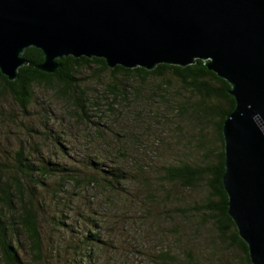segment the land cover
I'll return each mask as SVG.
<instances>
[{
    "label": "trees",
    "instance_id": "16d2710c",
    "mask_svg": "<svg viewBox=\"0 0 264 264\" xmlns=\"http://www.w3.org/2000/svg\"><path fill=\"white\" fill-rule=\"evenodd\" d=\"M24 57L28 64L19 69L16 80L10 81L0 70V264H21L18 254L24 247L21 236L33 254L42 255L39 226L44 216L68 242L73 254L69 264H96L94 251H101L102 245L106 244L101 239L99 222L103 220V213L96 209L77 210V196L92 187L105 189L114 199L132 193L130 189L136 185L149 192L154 178L162 188L169 184L201 192L202 197L189 212L200 214L204 224L210 223L216 228L213 243L217 244L218 240L228 250L238 248L243 254L242 263L252 264L248 246L228 213V195L222 180L225 171L222 127L235 107V98L229 93L231 85L225 79L211 71L201 59L186 67L160 64L147 70L120 65L111 69L103 58L68 56L58 60L62 68L54 74L37 68L44 61L40 49L28 48ZM87 67L97 68L94 74L98 78L106 76L103 95L98 100H94L80 82ZM38 92L43 93L44 98L49 97V93L53 103L62 104L77 120L97 124L98 128L100 123L94 118L101 116L98 114L101 110L122 118L117 126L121 133H115L118 135L115 140L100 138L102 131L98 128L95 134L88 132L90 137H86L90 141L101 140L103 144L100 145L113 153L81 155L77 164L70 165L61 162L60 158L69 155L38 154L41 152L40 141L49 139L60 146L64 140L51 123L55 109L48 105L42 107L37 125L31 119ZM135 119L139 122L137 125L142 124L147 130L152 125H158L166 132L180 128V122L191 125L196 130L191 136L206 160L187 162L172 160L174 157L171 156L169 161L162 162L159 174L152 177L146 173L151 163L145 158L143 162L133 160L135 155H128L129 144L122 140L131 139L136 147L143 144L141 137L130 134L129 127ZM13 126L23 129L25 140L22 139L23 143L15 148L6 147L2 136ZM209 127H213L219 141L216 150L206 141ZM35 136L39 141L34 140ZM155 140L159 144L161 138ZM156 149L162 158L167 156L158 147ZM68 183L73 187H67ZM154 195L152 192L141 195L139 201L145 202ZM142 202L140 209L143 210ZM179 212L186 214L183 209ZM93 214L99 217H93ZM60 246L66 247L65 244ZM186 255L192 260L188 251ZM151 258L147 264H175L178 255L168 249L151 255ZM187 262L185 258L178 264Z\"/></svg>",
    "mask_w": 264,
    "mask_h": 264
},
{
    "label": "water",
    "instance_id": "95a60500",
    "mask_svg": "<svg viewBox=\"0 0 264 264\" xmlns=\"http://www.w3.org/2000/svg\"><path fill=\"white\" fill-rule=\"evenodd\" d=\"M30 47L47 73L68 56L147 70L201 59L225 79L235 98L222 127L228 213L251 263L264 264V0H0V70L10 81Z\"/></svg>",
    "mask_w": 264,
    "mask_h": 264
},
{
    "label": "rangeland",
    "instance_id": "374dc122",
    "mask_svg": "<svg viewBox=\"0 0 264 264\" xmlns=\"http://www.w3.org/2000/svg\"><path fill=\"white\" fill-rule=\"evenodd\" d=\"M95 72H97L95 67L85 68L81 74L80 82L91 97L98 100L100 95H103L106 76L98 78L94 74ZM37 95L33 109L35 112L31 115V119L37 125L38 116L43 113L41 108L50 106L55 109V118L51 123L64 136L62 145H60L62 148L53 144L49 139L45 140L46 142L42 141L43 143L40 141L41 152L38 151V154L69 155L66 156L67 158L60 156L62 158L60 160L70 165L77 164L81 155L113 153L108 147L100 145V143L103 144L101 140H86V137H90L88 132L93 134L97 132V124L86 120L83 122L77 120L67 110L68 108L62 104L53 103L49 99L52 97L49 93H47L49 97L45 98L41 92H38ZM98 114H101L102 118L96 116L94 119L100 123L98 128L102 131L100 138L112 140L118 138L115 133L119 132L117 126L121 124L122 118L112 117L102 110ZM24 121L30 122L28 119ZM138 123L135 119L129 127L130 134L141 137L143 144L136 147L131 139L122 138V140H126L129 144L128 155H135L133 160L143 162L145 158L146 162L151 163L146 173L152 177L159 174L162 162L169 161L171 156L174 157L172 160L187 162L200 163L201 160H206L197 147V141L193 140L191 136L196 134V130L191 125L180 122V128L174 127L166 132L158 125H152L147 130L142 124L137 125ZM22 132V128L13 126L9 132L2 136V143L6 147L13 148L21 145L22 139L25 140ZM158 137L161 138L159 144L155 140ZM34 140L37 141L38 138L35 136ZM206 141L209 147L217 149L219 141L215 138L213 127L207 129ZM156 147L165 153L163 155L167 156L162 158L160 152L157 153ZM84 170L86 171V169ZM158 184L159 181H156L155 178L151 179L149 192L155 195L150 200L146 198L145 202L139 201V196L143 197L149 192H146L143 187L140 189L138 185L130 189L132 193H125L126 195L117 199L100 187L98 189L92 187V189L84 191L80 197L77 196L75 199V203L79 207L77 210L87 212L88 209L91 211L96 209L103 213L101 215L103 220H99V222H101L102 228L101 239L106 241V244L102 245L101 251H94V257L97 258L96 264H147L148 260H152L151 255H157L168 249H171V253L178 255L175 264H178V261H184L185 258L188 260L186 264H243V254L238 248L228 250L218 240L217 244L213 243L212 239H216V228L210 223L204 224L200 214L189 212L195 202L202 197L201 192L197 189H185L169 184L162 188ZM67 187L73 186L68 183ZM141 202L143 210L140 209ZM180 209H183L186 214H180ZM141 214L144 215L143 218L140 217ZM93 217L98 218L99 216L93 214ZM49 220L45 216L43 220H40L42 255L33 254L29 250L25 238L20 237V242L24 245L18 252L21 264H69L73 254L67 245L68 242L62 238V234L53 229ZM64 244L65 248L60 246ZM187 251L192 256V260L187 257Z\"/></svg>",
    "mask_w": 264,
    "mask_h": 264
}]
</instances>
